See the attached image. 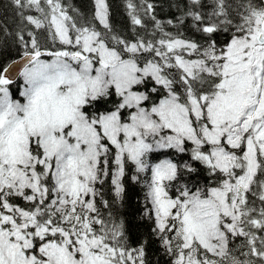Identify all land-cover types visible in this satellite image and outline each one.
<instances>
[{
    "label": "snow or ice",
    "instance_id": "6c2138e0",
    "mask_svg": "<svg viewBox=\"0 0 264 264\" xmlns=\"http://www.w3.org/2000/svg\"><path fill=\"white\" fill-rule=\"evenodd\" d=\"M10 7L0 264H264V0Z\"/></svg>",
    "mask_w": 264,
    "mask_h": 264
},
{
    "label": "trees",
    "instance_id": "16d2710c",
    "mask_svg": "<svg viewBox=\"0 0 264 264\" xmlns=\"http://www.w3.org/2000/svg\"><path fill=\"white\" fill-rule=\"evenodd\" d=\"M70 2L74 3L77 7L81 8L83 11H87L90 5V0H70ZM109 3L111 5L113 19L118 23L125 22L126 17L124 15L123 0H109ZM5 25L8 26L10 29L15 28L14 11L10 7V0H0V28H2ZM19 83L20 81H17V84ZM13 94L17 98H19L18 90L15 85L13 86ZM130 196H131L130 210H135V208L138 206V203L141 200L142 193H140L139 189L137 188L134 192L130 191Z\"/></svg>",
    "mask_w": 264,
    "mask_h": 264
},
{
    "label": "water",
    "instance_id": "95a60500",
    "mask_svg": "<svg viewBox=\"0 0 264 264\" xmlns=\"http://www.w3.org/2000/svg\"><path fill=\"white\" fill-rule=\"evenodd\" d=\"M17 81H19V80H17Z\"/></svg>",
    "mask_w": 264,
    "mask_h": 264
}]
</instances>
